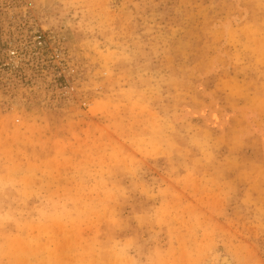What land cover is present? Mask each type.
<instances>
[{"label": "rangeland", "instance_id": "rangeland-1", "mask_svg": "<svg viewBox=\"0 0 264 264\" xmlns=\"http://www.w3.org/2000/svg\"><path fill=\"white\" fill-rule=\"evenodd\" d=\"M0 264H264V0H0Z\"/></svg>", "mask_w": 264, "mask_h": 264}, {"label": "bare ground", "instance_id": "bare-ground-1", "mask_svg": "<svg viewBox=\"0 0 264 264\" xmlns=\"http://www.w3.org/2000/svg\"><path fill=\"white\" fill-rule=\"evenodd\" d=\"M222 126V125H221Z\"/></svg>", "mask_w": 264, "mask_h": 264}]
</instances>
